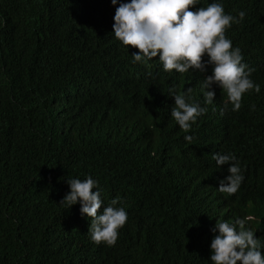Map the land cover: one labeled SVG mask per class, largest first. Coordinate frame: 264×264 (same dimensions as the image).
<instances>
[{
  "label": "trees",
  "instance_id": "1",
  "mask_svg": "<svg viewBox=\"0 0 264 264\" xmlns=\"http://www.w3.org/2000/svg\"><path fill=\"white\" fill-rule=\"evenodd\" d=\"M211 3L246 13L225 35L260 86L223 115L218 85L205 102L212 65L179 73L159 57L133 62L139 50L114 36L119 4L0 0V264H212L217 221L245 217L264 255V0L189 10ZM173 89L207 109L187 133L171 116ZM217 153L241 169L233 195L218 191L230 165ZM88 176L100 214L117 197L128 214L114 246L91 240L79 203H59L67 180Z\"/></svg>",
  "mask_w": 264,
  "mask_h": 264
},
{
  "label": "clouds",
  "instance_id": "2",
  "mask_svg": "<svg viewBox=\"0 0 264 264\" xmlns=\"http://www.w3.org/2000/svg\"><path fill=\"white\" fill-rule=\"evenodd\" d=\"M113 5L119 4L114 15L113 31L116 39L125 46L139 50L133 53V62L151 60L159 57L165 71L176 70L185 73L190 69L207 71L212 65V75L205 76L203 87L206 104L215 99L212 86L218 85L226 94L221 115L228 109L239 111L243 95L249 90L260 92V86L255 84L250 76L254 69L242 63L243 56L239 47L233 48L232 41L225 35L232 23H240L246 13L239 12V19L225 14L220 3H211L207 7H199L197 0H130L120 2L111 0ZM208 56L207 63L204 56ZM174 107L171 116L184 132H189L197 118L206 113L207 109L199 104L186 102V94H175ZM191 89H188L190 92ZM254 107V106H253ZM192 136H185L191 143ZM218 166L230 165V173L220 181L218 191L228 195L235 194L244 177L236 163L234 154H214L212 157ZM70 191L59 202L69 209L79 203L82 216L91 220L89 234L97 245L105 243L114 246L118 240L119 229L128 219V214L122 207H116L119 197L113 199L103 208L104 201L98 182L91 176L85 179L67 180ZM250 217L238 219L234 224L227 221H217L212 229L214 238L211 242L212 264H264V255L259 250L261 245L252 230L245 227Z\"/></svg>",
  "mask_w": 264,
  "mask_h": 264
}]
</instances>
